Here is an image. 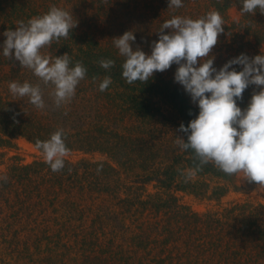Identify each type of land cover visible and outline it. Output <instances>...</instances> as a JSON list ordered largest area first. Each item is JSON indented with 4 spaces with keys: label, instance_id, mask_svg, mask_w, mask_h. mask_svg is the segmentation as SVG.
<instances>
[{
    "label": "trees",
    "instance_id": "obj_1",
    "mask_svg": "<svg viewBox=\"0 0 264 264\" xmlns=\"http://www.w3.org/2000/svg\"><path fill=\"white\" fill-rule=\"evenodd\" d=\"M27 3L0 0V27L14 30L17 21L26 23L50 8L43 3L41 14ZM230 4L229 0H208V7L219 13L227 11ZM165 5L168 7V1ZM149 6L160 11L155 3ZM248 16L257 27H264L259 9ZM258 36L261 45L264 38ZM46 50L53 57L67 53L72 66L79 61L86 67L78 92L88 99L86 103H94L93 108L85 107L96 114L79 117L75 115L78 108L57 114L46 109L40 112L0 93V147L17 136L35 145L36 140L45 141L63 129L70 149L60 172H53L42 156L2 175L8 180L0 182V223H4L0 232L7 231L17 241L25 232L35 241L55 243L47 264H264V218L250 203L198 213L179 202V193L220 200L229 192L226 183L238 176L225 175L209 164L192 177L195 180H186L181 173L195 166L193 153L182 151L163 164L153 142L144 137L156 123L175 121L179 129L181 123L187 127L198 115V107L174 82V75L166 70L154 73L144 84L137 81L130 85L122 78L124 60L118 50L77 27L69 39L53 42ZM229 54L213 66L219 70L232 59ZM101 59L114 60V67L104 70L98 63ZM104 76H110L112 84L101 92L98 86ZM254 87L249 86L237 102L242 110ZM71 117L77 123H72ZM126 120L134 124L128 127ZM122 170L133 179H122ZM210 179L220 182L211 187ZM148 186L156 194L147 193ZM96 200H101L100 204ZM117 220L121 227L112 225ZM118 229L132 235L131 247L125 249L116 242ZM78 244L80 250H75L73 245Z\"/></svg>",
    "mask_w": 264,
    "mask_h": 264
},
{
    "label": "clouds",
    "instance_id": "obj_2",
    "mask_svg": "<svg viewBox=\"0 0 264 264\" xmlns=\"http://www.w3.org/2000/svg\"><path fill=\"white\" fill-rule=\"evenodd\" d=\"M241 2L242 15L254 14L257 9L264 14V0ZM181 7L182 0H168V8ZM17 24L14 30L3 33L6 39L0 49L5 58L18 61L21 68L30 70L39 83L13 81L8 84L9 92L14 97H27L31 105L43 110L47 107L43 85L51 88L49 95L56 108L68 105L77 86L86 78L87 69L79 61L72 66V58L67 53L53 57L42 54L41 50L70 38L77 26L71 11L53 5L45 14ZM223 32L224 19L212 10L196 19L173 16L164 21L157 32L158 40L150 45V54L139 46L132 47L133 31H125L112 42L124 60L122 78L130 85L137 81L144 84L154 73L177 65L174 82L183 87L199 109L187 127L181 123L178 129L186 141L179 137L175 141L181 151H191L196 162L186 174L181 173L186 180L211 164L225 175L240 176L241 180L264 187V54L251 58L240 54L217 70L210 53ZM98 63L106 71L115 65L111 59H101ZM234 65L241 66L242 70L236 71ZM111 84V77L104 76L99 91L104 92ZM249 86L255 87L247 107L242 110L237 102ZM65 140L64 130L58 129L49 139L35 142V148L53 172L64 169V158L70 154ZM7 180V176H0V182L7 183Z\"/></svg>",
    "mask_w": 264,
    "mask_h": 264
},
{
    "label": "rangeland",
    "instance_id": "obj_3",
    "mask_svg": "<svg viewBox=\"0 0 264 264\" xmlns=\"http://www.w3.org/2000/svg\"><path fill=\"white\" fill-rule=\"evenodd\" d=\"M23 1H27L28 6L33 7V9L36 8V11L41 14L43 3L49 5V7L55 5L64 10L71 11V14L77 21V29L93 33L94 37L105 46H114L112 42L113 38L123 35L125 31H133L135 43L132 47L135 49L136 46H139L147 54L151 52V43L158 40L157 32L164 21L171 19L173 16L196 19L214 10L210 6L208 7V0H182L183 7L177 9L171 8V11L165 5V2L168 0ZM229 1L231 3L230 8L227 11L220 12L224 19V27L227 29V33H222V35L218 36V43L214 46L210 55L215 58L214 61H221V57L227 56L228 53L232 55V59L238 57L240 54H246L250 58L264 54V40L261 45L256 40L258 35L259 39L260 37L264 38V35H260L264 27L259 24L258 28L256 22H252L248 14L242 15L239 12L240 7H242L241 0ZM151 3L157 4L160 11L157 12L149 6ZM17 26L15 25V28ZM5 31L8 30L0 27V45L6 39L3 35ZM164 34H167V30H165ZM41 51L42 54L49 55L46 48ZM11 61V59L8 60L0 53V93L14 101L25 102L33 108L34 106L29 103L27 97H14L9 92L8 84L13 81L19 83L27 81L31 84H37L39 80L30 70L21 68L18 61H15V63ZM235 67L238 72L242 70L241 66L235 65ZM176 68L177 65L173 64L168 69V72L174 75ZM78 87L76 88L75 96L68 105L56 108L49 95L51 88L42 85L47 112L57 114L64 109L69 111L71 108H78V112L75 115H79V117L81 114H89L90 112L91 115L96 114V111L88 110L85 107L93 108L95 105L92 102L86 103L88 99L84 97V94L78 92ZM80 109L83 112H79ZM39 111L42 112V110ZM74 120V123H77L78 120L76 118H70L72 123ZM124 124L130 127L134 122L126 120ZM152 127V132L146 133L144 137L146 141H152L153 145H155L154 149L158 153V161L163 164L169 163L174 155L182 153L175 142L177 137L183 139L182 134L178 131L175 121L156 123ZM41 157V153L27 138L17 136L12 140L11 144H8L6 147H0V176L8 173L14 166L27 165L39 160ZM129 175L132 176L128 171H121L122 179L127 180L128 178V182L133 179ZM191 179L195 180L196 178ZM217 181L219 180L213 179L211 181L210 179L208 183L211 187H214ZM226 186L229 187V192L220 200H209L207 198L194 197L188 193H179V202L198 213L209 211L221 212L225 207L234 203L247 202L264 218V187H259L255 182L241 180L240 176L234 182H227ZM156 192L152 186L147 187V193L154 195ZM100 202L101 200H96V203L100 204ZM120 223L117 220L112 225L116 224L117 227H121ZM0 225H4V223L1 222ZM2 233L6 237L2 236ZM118 235L116 238L117 243L122 244L125 249L128 246L131 247L132 235L130 236L128 230L124 233L118 229ZM4 239H7L6 242H4ZM20 240L14 239L7 231L0 232V264H47L48 262H45V260L49 257L50 250L56 248L55 243H47L42 240L39 242L35 241L34 237H29L25 232H21ZM80 245L73 246L76 247L75 250H78L81 247Z\"/></svg>",
    "mask_w": 264,
    "mask_h": 264
}]
</instances>
